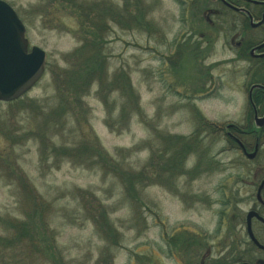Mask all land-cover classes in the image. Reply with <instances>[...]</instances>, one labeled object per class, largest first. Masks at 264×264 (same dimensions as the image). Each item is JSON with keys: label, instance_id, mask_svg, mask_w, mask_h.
Segmentation results:
<instances>
[{"label": "rangeland", "instance_id": "rangeland-1", "mask_svg": "<svg viewBox=\"0 0 264 264\" xmlns=\"http://www.w3.org/2000/svg\"><path fill=\"white\" fill-rule=\"evenodd\" d=\"M4 1L24 22L28 48L45 51V69L20 98L0 101V264H176L175 237L193 230L212 234L218 212L224 215L221 200L242 191L236 172L245 169L235 154L223 152L218 137H205L195 147H205L203 157L210 161L194 148L177 170L165 164L175 150L168 137L190 140L198 122L187 62L193 56L189 49L184 56L179 51L195 40L186 35L189 19L197 18L187 13L190 0L184 6L175 0H112L117 8L128 3L127 10L140 17L132 24L109 22L104 39L108 79L123 71L139 98L140 113L126 107L123 121L117 102L125 97L116 83L105 89L108 108L96 83L72 110L58 107L57 85L63 82L57 77L56 83L54 73L68 69L80 44L75 17L60 12L66 28H51L41 18L42 9L53 7L49 1ZM181 11L187 13L183 21ZM224 56L217 44L205 58ZM183 58L191 75L180 84L177 60ZM197 106L217 121L234 112L225 110L222 98ZM108 109L113 127L104 123ZM93 135L110 157L106 163L81 150V140ZM116 166L124 175L145 170L146 178L133 179L127 191Z\"/></svg>", "mask_w": 264, "mask_h": 264}, {"label": "flooded vegetation", "instance_id": "flooded-vegetation-1", "mask_svg": "<svg viewBox=\"0 0 264 264\" xmlns=\"http://www.w3.org/2000/svg\"><path fill=\"white\" fill-rule=\"evenodd\" d=\"M189 8L188 14L197 15L186 34L195 40L184 42L194 50L186 59L198 120L192 141L198 147L205 137L222 139L223 152L235 154L245 169L236 172L242 191L221 200L224 215L218 212L212 234L178 235L173 258L176 264H264V0H190ZM187 13L181 11L182 21ZM217 44L226 56L206 61ZM177 62L183 84L191 74L183 69L185 58ZM208 98H222L225 110L234 112L222 121L208 119L197 106ZM203 148H195L197 155L210 161Z\"/></svg>", "mask_w": 264, "mask_h": 264}, {"label": "trees", "instance_id": "trees-1", "mask_svg": "<svg viewBox=\"0 0 264 264\" xmlns=\"http://www.w3.org/2000/svg\"><path fill=\"white\" fill-rule=\"evenodd\" d=\"M52 4L53 7L47 9H42L43 17L42 22L44 25H48L53 28H66V25L63 21L62 15H59L60 12L64 14L75 17L76 19V28H74L73 33L79 39L80 44L76 49L73 50L71 56V64L68 65V69L62 71L61 73H54L55 81L57 83V77L62 79L63 85L58 86V96H59V106L64 105L65 110H72L74 105L80 103L81 98L86 94L87 88L96 83L100 87V92L98 95L101 97L103 103L108 108L107 102L109 95L105 92V89L114 88V83L119 85L120 90L122 91V96L125 97V100L117 102L120 107L119 118L121 121L125 119L126 107L131 108L133 113H140L139 110V98L131 89L130 83L127 80L126 75L123 71L116 73L114 81L108 79V70L106 68V58L103 55L104 39L109 30V22L120 24V23H135V21L140 18L138 15L132 14L127 10V5L124 8H117L112 0H47ZM181 5V0H175ZM126 15V18L124 17ZM189 49L191 53L194 54V50L187 43H184L180 50ZM179 50V51H180ZM117 78V79H116ZM61 81V80H60ZM71 96V97H70ZM57 110V109H56ZM75 110H73L74 112ZM85 111V110H80ZM112 111L108 109V115L104 120L105 125L108 127L114 126V121L112 120ZM168 137V136H167ZM163 138V137H162ZM81 150L84 155L95 157L98 159L97 162L106 163L108 161V153L101 148L96 137L89 136L87 139L81 140ZM169 143V144H168ZM167 144L172 145L170 149H174L173 153L167 160V168L172 170H177L178 164L180 165L181 158L184 154L192 151L195 146V142L187 140L182 136L171 135L167 139ZM178 145V148L176 147ZM65 147L59 149L64 154L71 153V150L64 149ZM166 148V147H165ZM210 165V164H209ZM145 167L147 166L144 165ZM119 170L120 176L123 179V183L127 191L133 190V179L139 182L141 179L146 178V173L137 172L134 173L128 170V173L124 175L119 166H116ZM147 168V167H146ZM126 177V181L125 178ZM130 188V189H129ZM30 193H32L30 191ZM106 224V219L104 220ZM17 227L18 224H14ZM24 227L25 223L22 222ZM109 225L107 224V227ZM22 227V228H23ZM27 236L32 237L30 232L26 233ZM105 260H103L104 262Z\"/></svg>", "mask_w": 264, "mask_h": 264}, {"label": "water", "instance_id": "water-1", "mask_svg": "<svg viewBox=\"0 0 264 264\" xmlns=\"http://www.w3.org/2000/svg\"><path fill=\"white\" fill-rule=\"evenodd\" d=\"M25 26L14 9L0 0V100L11 101L26 92L44 71L45 51L28 50Z\"/></svg>", "mask_w": 264, "mask_h": 264}]
</instances>
